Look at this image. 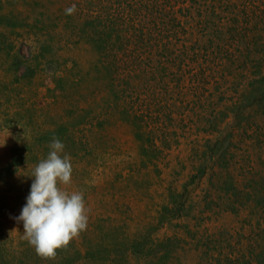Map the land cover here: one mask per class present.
<instances>
[{
    "label": "rangeland",
    "instance_id": "obj_1",
    "mask_svg": "<svg viewBox=\"0 0 264 264\" xmlns=\"http://www.w3.org/2000/svg\"><path fill=\"white\" fill-rule=\"evenodd\" d=\"M0 33V264H264V0H0ZM53 138L88 223L45 258Z\"/></svg>",
    "mask_w": 264,
    "mask_h": 264
},
{
    "label": "clouds",
    "instance_id": "obj_2",
    "mask_svg": "<svg viewBox=\"0 0 264 264\" xmlns=\"http://www.w3.org/2000/svg\"><path fill=\"white\" fill-rule=\"evenodd\" d=\"M77 6L65 9L71 15ZM59 138L49 143L47 157L32 170V183L26 203L16 220L23 223V235L36 253L50 258L87 228L88 215L82 191H66L71 183V157Z\"/></svg>",
    "mask_w": 264,
    "mask_h": 264
},
{
    "label": "trees",
    "instance_id": "obj_3",
    "mask_svg": "<svg viewBox=\"0 0 264 264\" xmlns=\"http://www.w3.org/2000/svg\"><path fill=\"white\" fill-rule=\"evenodd\" d=\"M4 17V16H3ZM93 24V23H92ZM88 26V25H87ZM1 35H2V33H0V37H1ZM8 55H9V53H7ZM10 56V55H9ZM9 58H11V57H9ZM14 58V60H17L18 59V57H13ZM19 60V59H18ZM12 64H15L14 62L12 63ZM12 64L10 65V69H11V67H12ZM28 69V72H33V71H31V69L28 67L27 68ZM17 70H19V69H17ZM139 137H141L140 135H139ZM17 162H19L17 159H14L13 161H12V163H11V165H10V168L8 169V171H7V173L9 174V175H13V174H15L16 172H17V170H18V168H19V164L17 163ZM28 264H31V263H28ZM63 264H66V263H64L63 262ZM226 264H231V263H229V262H226Z\"/></svg>",
    "mask_w": 264,
    "mask_h": 264
}]
</instances>
